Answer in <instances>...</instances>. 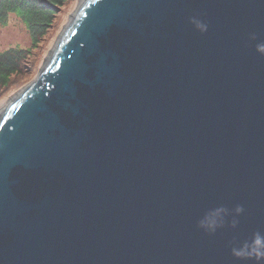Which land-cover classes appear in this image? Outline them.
Instances as JSON below:
<instances>
[{
    "label": "water",
    "instance_id": "1",
    "mask_svg": "<svg viewBox=\"0 0 264 264\" xmlns=\"http://www.w3.org/2000/svg\"><path fill=\"white\" fill-rule=\"evenodd\" d=\"M258 44L264 0H85L0 114V264H257Z\"/></svg>",
    "mask_w": 264,
    "mask_h": 264
},
{
    "label": "trees",
    "instance_id": "2",
    "mask_svg": "<svg viewBox=\"0 0 264 264\" xmlns=\"http://www.w3.org/2000/svg\"><path fill=\"white\" fill-rule=\"evenodd\" d=\"M71 0H0V23H7L11 14L20 17L30 35L31 47H13L0 52V100L23 85L31 63L45 41L55 29ZM36 68V67H35ZM32 72V71H31Z\"/></svg>",
    "mask_w": 264,
    "mask_h": 264
},
{
    "label": "rangeland",
    "instance_id": "3",
    "mask_svg": "<svg viewBox=\"0 0 264 264\" xmlns=\"http://www.w3.org/2000/svg\"><path fill=\"white\" fill-rule=\"evenodd\" d=\"M84 0H71L69 8L67 7L62 13L58 20L55 29H52L46 36L45 43L37 49V56L34 59L36 63L32 62V70L29 71L25 76L27 77L26 82L10 93L8 96L0 100V114L10 105L16 96L20 95L24 89L31 84H39L42 71L45 68L50 55L55 50L57 44L67 30L70 28L72 22L77 16L78 10H80L81 3ZM80 8V9H79ZM77 13V14H76ZM29 48L31 47L30 35L27 31L24 23L20 17L15 14H11L7 20V23H0V52H3L13 47ZM36 67V68H35ZM32 71V72H31Z\"/></svg>",
    "mask_w": 264,
    "mask_h": 264
},
{
    "label": "clouds",
    "instance_id": "4",
    "mask_svg": "<svg viewBox=\"0 0 264 264\" xmlns=\"http://www.w3.org/2000/svg\"><path fill=\"white\" fill-rule=\"evenodd\" d=\"M201 30H203V27H201ZM257 51L264 54V44H258ZM242 211L243 209L239 206L235 209L236 214H239ZM224 214L225 210L223 208L215 209L199 222L198 227L209 233H213L219 226L217 220L219 219L222 223V217ZM236 223L237 222L233 220L232 227H235ZM231 254L235 258L253 259L257 264H260L261 261H264V234L259 232L254 233L250 241H245L239 246H233Z\"/></svg>",
    "mask_w": 264,
    "mask_h": 264
},
{
    "label": "bare ground",
    "instance_id": "5",
    "mask_svg": "<svg viewBox=\"0 0 264 264\" xmlns=\"http://www.w3.org/2000/svg\"><path fill=\"white\" fill-rule=\"evenodd\" d=\"M84 2H85V0H84V1L81 3V6H80V8H82V6H83ZM80 8H79V9H80ZM78 11H80V10H78ZM77 13H78V12H77ZM77 13H76V14H77ZM62 38H63V36H62ZM62 38H61V39H62ZM10 105H11V103H10ZM10 105H9V106H10ZM9 106H8V107H9ZM5 110H6V109H5ZM5 110H4V111H5Z\"/></svg>",
    "mask_w": 264,
    "mask_h": 264
}]
</instances>
